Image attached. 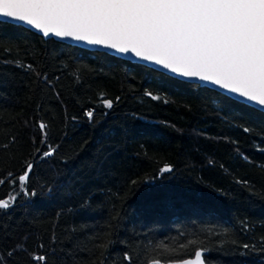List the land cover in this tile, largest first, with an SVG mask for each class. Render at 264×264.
Returning <instances> with one entry per match:
<instances>
[{
	"label": "trees",
	"instance_id": "trees-1",
	"mask_svg": "<svg viewBox=\"0 0 264 264\" xmlns=\"http://www.w3.org/2000/svg\"><path fill=\"white\" fill-rule=\"evenodd\" d=\"M105 53L0 22V178L32 162L37 193L0 185L17 196L0 210V262L128 264L127 252L146 264L168 258L157 244L192 258L179 245L197 239L206 264H264V113Z\"/></svg>",
	"mask_w": 264,
	"mask_h": 264
},
{
	"label": "snow or ice",
	"instance_id": "snow-or-ice-1",
	"mask_svg": "<svg viewBox=\"0 0 264 264\" xmlns=\"http://www.w3.org/2000/svg\"><path fill=\"white\" fill-rule=\"evenodd\" d=\"M0 18V22L27 26L44 38L72 40L103 48L106 55L135 58L264 109V0H0ZM23 67L34 71L31 64ZM36 76L40 78L42 74L37 72ZM43 80L51 83L47 76ZM145 95L159 99L151 92ZM99 101L104 108L113 107V100L103 93ZM94 115L92 109L84 112L90 122ZM37 127L40 143L45 144L48 124L41 120ZM56 151L51 145L42 152L36 149L41 158L52 157ZM33 168L32 162L26 163L19 175L9 172L7 180L0 178V185L18 183L25 196H36L35 191L27 190ZM172 171L170 164L159 168L161 176ZM137 183L132 181L133 185ZM16 200L17 196L11 193L0 198V210L9 209ZM189 248L194 250V256L184 258L176 248L157 244L152 251L161 249L168 258L162 259L158 254L149 257L146 264H206V249L200 241L189 239L179 245L180 250ZM31 260L34 264H47L46 255L33 253ZM123 260L134 264L127 252Z\"/></svg>",
	"mask_w": 264,
	"mask_h": 264
},
{
	"label": "water",
	"instance_id": "water-1",
	"mask_svg": "<svg viewBox=\"0 0 264 264\" xmlns=\"http://www.w3.org/2000/svg\"><path fill=\"white\" fill-rule=\"evenodd\" d=\"M0 21H2V18H0ZM7 23L15 24V23H13V22H11V21H8ZM16 25H19V24H16ZM21 26H23V27H25V28H27V29H29V30L35 32L34 30L28 28L27 26H24V25H21ZM35 33H37V32H35ZM37 34H39V33H37ZM39 35L42 36V34H39ZM42 37H43V36H42ZM52 39H54V40H56V41H59V42L66 43V44H70V45H73V46H77V47H79V48L86 49V50H89V51L107 52V50H105V49H103V48H98V47H94V46H90V45H85V44H83V43H77V42L72 41V40H63V41H61V40H57V39H55V38H52ZM109 54L114 55V56L119 57V58L124 59V60H128V61H130V62H132V63H136V64H140V65H143V66L149 67V68H151V69H153V70H155V71L161 72V73H163V74H165V75H168V76H171V77H173V78H176V79H179V80H182V81H185V82H189V83L198 84V85H200V86H202V87H206V88H208V89L214 90V91H216V92H219V93L222 94V95L227 96L228 98H230V99H232V100H235V101H237V102H239V103L245 104V105H247V106H249V107H252V108H254V109H256V110H259V111H261V112L264 113V109H261L259 106L255 105V104H252V103H250V102H246V101L242 100L241 98H237V97L234 96L233 94L223 92L222 90L217 89V88H215L214 86L206 85V84H203L202 82L195 81V80H186V79L181 78V77H176V76H174V75H172V74H170V73H167L165 70L160 69L158 66L151 65V64H147L146 62H143V61H138V60H136L135 58H132V57H129V56H122V55H119V54H116V53H109ZM204 257H205V253H204Z\"/></svg>",
	"mask_w": 264,
	"mask_h": 264
}]
</instances>
